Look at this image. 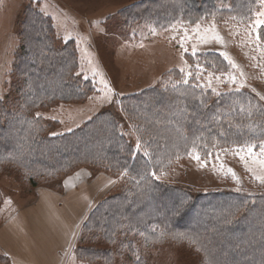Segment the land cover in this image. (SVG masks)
I'll return each instance as SVG.
<instances>
[{
    "label": "trees",
    "instance_id": "trees-1",
    "mask_svg": "<svg viewBox=\"0 0 264 264\" xmlns=\"http://www.w3.org/2000/svg\"><path fill=\"white\" fill-rule=\"evenodd\" d=\"M237 1L246 0L232 3ZM145 4L148 10L140 15H167L174 9L189 16L222 12L215 0H146ZM151 5L158 9L153 11ZM19 36L21 47L13 70L21 86V106L13 113L0 108V168L23 173L33 186L37 180L64 177L78 168L117 178L118 190L107 193L89 211L71 252L94 259L138 242L172 243L194 248L204 264H264L260 218L264 196L192 192L160 179L193 152L207 157L219 144L247 139L246 126L236 129L218 121L212 112L217 100L209 103L210 98L194 85L179 82L122 98L121 110L139 145L124 134L112 111H102L69 132L46 135L43 122L32 113L51 102L82 101L90 91L88 81L75 75L77 59L71 44L54 46L51 23L40 12L24 10ZM203 59L209 61L208 67L225 66L217 54L208 53ZM179 74L169 72L174 78ZM235 105L229 109L231 115L222 119L237 122L239 116L245 122L246 113ZM257 202H262L263 212L254 218L252 211L260 207ZM5 260L0 256L1 264H9Z\"/></svg>",
    "mask_w": 264,
    "mask_h": 264
},
{
    "label": "rangeland",
    "instance_id": "rangeland-1",
    "mask_svg": "<svg viewBox=\"0 0 264 264\" xmlns=\"http://www.w3.org/2000/svg\"><path fill=\"white\" fill-rule=\"evenodd\" d=\"M145 1L0 0V108L13 113L21 106V86L13 66L21 47L24 10L33 8L49 19L56 48L71 44L77 59L75 75L88 81L90 89L82 101L51 102L32 113L43 122L46 135L69 132L102 111H112L124 134L139 145L135 129L121 110L122 98L187 81L201 90L203 97L210 98L209 103L217 100L212 112L218 121L231 123L236 129L246 126L242 131L247 139L219 144L207 157L198 154L200 160L194 158L197 153L193 152L163 172L160 179L192 192L264 196V180L256 178H264V25L257 26V21L264 20V0H215L222 12L202 16L183 15L174 8L167 15H140L148 10ZM155 7L151 5L153 11L158 9ZM208 53L219 55L225 66L208 67L209 61L203 59ZM171 71H179L178 79L169 75ZM235 103L246 113V123L239 116H234L237 122L222 119L231 115L229 109L232 111ZM249 147H253L251 153ZM10 148L15 149L13 145ZM97 173H102L98 179L107 181L103 196L118 190L117 178ZM62 179L37 180L33 186L23 173L2 166L0 227L13 213L30 204L38 187L58 192L57 198L62 201L66 196ZM260 203L252 211L254 218L260 214ZM260 218L264 220V214ZM133 247H118L110 256L94 259L71 252L67 264H204L199 252L184 244L148 246L138 242ZM0 256L9 261L1 251Z\"/></svg>",
    "mask_w": 264,
    "mask_h": 264
},
{
    "label": "crops",
    "instance_id": "crops-1",
    "mask_svg": "<svg viewBox=\"0 0 264 264\" xmlns=\"http://www.w3.org/2000/svg\"><path fill=\"white\" fill-rule=\"evenodd\" d=\"M101 174L78 168L64 176L62 201L58 192L38 187L30 204L0 227V251L9 264H67L81 222L107 192Z\"/></svg>",
    "mask_w": 264,
    "mask_h": 264
},
{
    "label": "snow or ice",
    "instance_id": "snow-or-ice-1",
    "mask_svg": "<svg viewBox=\"0 0 264 264\" xmlns=\"http://www.w3.org/2000/svg\"><path fill=\"white\" fill-rule=\"evenodd\" d=\"M260 25H264V20L257 21V26H260ZM259 38H260V34L258 33V34H257V40H259ZM195 54H196V50L193 49V55H195ZM191 75H192V74L189 73V76H191ZM234 79H235V78L233 77V80H234ZM185 83H187V81H185ZM261 99H264V97H261ZM248 151L251 153V152L253 151V147H249ZM262 155H264V146H262ZM194 158L197 159V160H200V159H201V157H200L198 154H196V155L194 156ZM241 159L243 160L244 158L241 157ZM229 171H231V169H229ZM233 175H235V173H233ZM256 178H257V179L264 180V178H262V177H256Z\"/></svg>",
    "mask_w": 264,
    "mask_h": 264
}]
</instances>
